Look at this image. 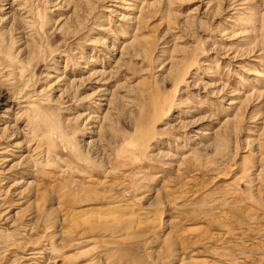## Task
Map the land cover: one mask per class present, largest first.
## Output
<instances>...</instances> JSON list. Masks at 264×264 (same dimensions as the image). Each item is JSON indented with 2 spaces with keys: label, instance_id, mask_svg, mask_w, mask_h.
I'll list each match as a JSON object with an SVG mask.
<instances>
[{
  "label": "rangeland",
  "instance_id": "obj_1",
  "mask_svg": "<svg viewBox=\"0 0 264 264\" xmlns=\"http://www.w3.org/2000/svg\"><path fill=\"white\" fill-rule=\"evenodd\" d=\"M0 264H264V0H0Z\"/></svg>",
  "mask_w": 264,
  "mask_h": 264
},
{
  "label": "bare ground",
  "instance_id": "obj_2",
  "mask_svg": "<svg viewBox=\"0 0 264 264\" xmlns=\"http://www.w3.org/2000/svg\"><path fill=\"white\" fill-rule=\"evenodd\" d=\"M101 87V86H100ZM121 208V207H120ZM136 214V213H135ZM126 215H128V214H126ZM117 216V215H116ZM122 218V217H121ZM120 218V219H121ZM100 219V218H99ZM95 220V219H94ZM101 221V220H100ZM116 222V221H115ZM118 222H120V221H118ZM126 222V221H125ZM116 224H117V222H116ZM118 224H120V223H118ZM122 224V223H121ZM124 224V223H123ZM123 224H122V226H123ZM125 226V225H124ZM125 227H127V226H125ZM119 228V227H118ZM118 228H117V230H118ZM122 228V227H121ZM120 229V228H119ZM122 230H124V229H122Z\"/></svg>",
  "mask_w": 264,
  "mask_h": 264
}]
</instances>
